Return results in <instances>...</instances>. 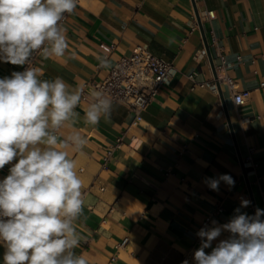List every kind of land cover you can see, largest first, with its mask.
I'll return each instance as SVG.
<instances>
[{"label": "crops", "instance_id": "crops-1", "mask_svg": "<svg viewBox=\"0 0 264 264\" xmlns=\"http://www.w3.org/2000/svg\"><path fill=\"white\" fill-rule=\"evenodd\" d=\"M63 26L69 49L62 58H37L42 79L60 77L81 90L105 78L110 67L98 58L112 67L137 46L175 67L137 126L120 103L109 119L85 124L89 100L76 109L81 120L59 130L88 141L82 151L69 149L84 181L77 224L84 240L76 253L89 264H195L197 232L208 216L227 223L241 199L250 201L242 212L264 209V0H77ZM205 40L214 66L217 49L224 51L227 75L250 93L245 104L237 107L225 88L221 99L209 86L215 78ZM23 67L0 61V78ZM193 73L203 87L189 80ZM9 167L0 169V180ZM222 174L234 186L221 181L212 190L208 178ZM4 251L0 246V264Z\"/></svg>", "mask_w": 264, "mask_h": 264}, {"label": "clouds", "instance_id": "clouds-1", "mask_svg": "<svg viewBox=\"0 0 264 264\" xmlns=\"http://www.w3.org/2000/svg\"><path fill=\"white\" fill-rule=\"evenodd\" d=\"M76 8L77 0H0V61L28 65L0 78V169L10 165L0 180L3 264H89L75 251L84 240L77 229L84 181L69 156V149L82 151L88 141L79 131L59 135L81 120L76 109L82 93L60 77L42 79L40 68L30 66L34 53L45 60L65 56L69 41L61 22ZM98 59L101 67H111L106 57ZM93 95L82 118L90 126L109 119L114 103L101 91ZM221 181L235 183L228 174L207 183L218 191ZM249 205L241 199L227 223L213 220L198 231L195 264H264V209L254 215L241 211ZM225 232L228 237L213 248Z\"/></svg>", "mask_w": 264, "mask_h": 264}, {"label": "built area", "instance_id": "built-area-1", "mask_svg": "<svg viewBox=\"0 0 264 264\" xmlns=\"http://www.w3.org/2000/svg\"><path fill=\"white\" fill-rule=\"evenodd\" d=\"M67 15L65 14L62 24L66 20ZM217 55L218 64L215 66L217 78L213 79L209 86L213 90L218 91L217 83H219L221 90L225 88L232 96L234 105L239 107L249 100L250 93L248 91H239L237 82L227 75L226 71L229 64L221 48L217 49ZM39 56V53L33 54L30 66H36V60ZM238 60H240L239 57ZM27 66L24 65L22 71ZM174 74L175 67L173 62H168L155 56L145 46H137L131 55L121 58L114 66L108 68L102 81L92 79L84 84L80 90L82 102L93 101L95 99L93 93L101 91L111 98L114 103H120L128 107L133 114L131 127H135L142 120V113L156 100L161 89L169 83ZM195 77V73L188 76L190 81L198 84ZM198 85L204 86V84ZM261 87H264V83L261 84ZM118 142H120V139ZM117 147L118 145L112 147V150ZM218 212H221V209ZM214 216H208L199 230L206 226L211 227ZM196 241L201 242L198 236Z\"/></svg>", "mask_w": 264, "mask_h": 264}, {"label": "water", "instance_id": "water-1", "mask_svg": "<svg viewBox=\"0 0 264 264\" xmlns=\"http://www.w3.org/2000/svg\"><path fill=\"white\" fill-rule=\"evenodd\" d=\"M199 21H200V19H199ZM205 47H206V51H207L208 57H209V59H210V63H211L212 70H213V72H214V78L216 79V78H217V73H216V70H215L214 63H213V61H212V59H211L210 50H209V47H208V45H207L206 40H205ZM217 89H218V92H219V95H220L221 99H223V94H222L221 86H220L219 83H217ZM223 105H224V103H223ZM224 107H225V105H224ZM225 114H226V116L228 117V112H227L226 107H225ZM245 174H246V173H245Z\"/></svg>", "mask_w": 264, "mask_h": 264}]
</instances>
